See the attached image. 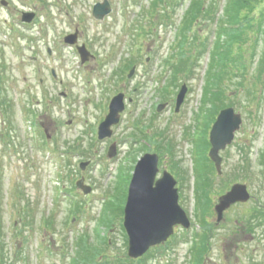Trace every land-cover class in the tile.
Returning <instances> with one entry per match:
<instances>
[{"label": "rangeland", "instance_id": "374dc122", "mask_svg": "<svg viewBox=\"0 0 264 264\" xmlns=\"http://www.w3.org/2000/svg\"><path fill=\"white\" fill-rule=\"evenodd\" d=\"M7 1L0 0V264H74L81 237L103 246L96 264H261L264 226L256 227L251 215L264 206V84L254 100L246 93L252 81L236 87L227 79L225 86H232L221 104L204 99L216 20L227 0H207L215 4L214 16L202 17L185 36L181 24L192 0H109L112 11L103 19L93 7L105 0ZM24 11L37 16L24 23ZM76 28L79 44L95 55L85 63L64 41ZM263 34H249L243 45L248 68L256 67L251 54L254 45L255 56L263 49ZM184 84L185 100L176 111ZM119 92L132 101L126 99L112 136L99 139L98 126ZM216 104L233 106L243 123L221 151L223 172L213 177L204 212L195 172L208 156ZM114 142L117 154L109 157ZM151 151L160 154L158 177L167 169L177 178L191 225L177 226L168 242L134 260L123 212L134 166ZM85 160L91 163L81 170ZM82 175L93 186L89 194L76 186ZM238 182L248 185L252 198L220 218L215 206ZM203 214L211 229L198 263Z\"/></svg>", "mask_w": 264, "mask_h": 264}, {"label": "water", "instance_id": "95a60500", "mask_svg": "<svg viewBox=\"0 0 264 264\" xmlns=\"http://www.w3.org/2000/svg\"><path fill=\"white\" fill-rule=\"evenodd\" d=\"M7 5L5 0H2ZM111 6L108 0L95 4L93 12L96 17L102 19L110 13ZM36 16L35 12H24L22 20L32 22ZM78 32L66 36V42L75 44ZM85 62L91 53L86 45L78 47ZM135 67L131 69L129 77L133 75ZM187 86L184 84L178 94L177 110L184 101ZM124 94L120 93L113 98L110 104L109 114L99 127V138L112 135L111 127L120 120V113L124 110ZM164 104L159 106L163 108ZM243 123L242 115L236 112L233 106L220 110L216 121L210 131L209 157L214 161L219 174L222 173L223 157L221 151L232 144L236 132L239 131ZM117 148L114 143L109 150V156L116 154ZM159 155L157 153H146L138 161L129 186V193L125 205L124 226L129 236V256L139 258L143 256L152 246L158 245L168 240L174 234L176 225L190 227V219L186 211L179 203V192L177 180L172 173L164 171L163 176L156 180L159 171ZM89 162L81 163V168L85 169ZM84 177L78 180L77 185L85 193L91 192L92 187L84 183ZM251 192L246 183H235L229 191L219 198L215 210L221 218L225 210L235 203H245L251 199Z\"/></svg>", "mask_w": 264, "mask_h": 264}, {"label": "trees", "instance_id": "16d2710c", "mask_svg": "<svg viewBox=\"0 0 264 264\" xmlns=\"http://www.w3.org/2000/svg\"><path fill=\"white\" fill-rule=\"evenodd\" d=\"M159 1L161 2V0H158L155 1L154 4L157 5ZM214 7V2H207V0H192L186 10L185 20L181 24L182 31L184 30L183 35L185 36L186 32L192 33L194 31V25L199 23L202 17H213L215 14ZM216 21L219 23L218 39L216 44L214 43L215 45L210 54L209 79L207 81L204 99L211 104L215 102H220L221 104L230 86L234 85L233 82L236 81V87H243L247 85L249 81H252L246 93L249 99L252 95L255 100L257 91L259 90L258 86L264 84V36L263 39H261L263 49L259 52V55L255 56L256 45H254L252 50V59L257 57L255 68L247 67L245 62L246 53L243 45H246L249 39L252 38L249 34L252 33L256 35L257 38L258 34L264 33V0H227L222 16L217 18ZM256 41L258 40L256 39ZM235 49L237 50L235 51ZM181 54L184 56V52H181ZM181 65H183V63H181L180 66ZM174 68H178V65L174 66ZM227 79L232 81V85L225 86L224 83ZM227 86L229 88H227ZM220 109V107H217V104L212 107L211 112L212 116L214 115V120ZM206 160L207 162H205ZM260 161L264 164V151L262 152ZM196 167V197L198 199L199 210L202 208L205 212L211 202L210 193L213 177L215 178L220 175H218L213 162L208 157L196 164ZM207 171H210L209 175ZM200 219L206 231L201 237L202 244L196 253L198 263L200 259L202 261L203 255L206 252L208 238L206 232L211 229L204 214ZM253 219H257L253 223L254 225H258L256 227L264 226V206L254 207L251 215V220ZM250 224L252 226L250 231L252 232L255 227L252 222ZM262 235H264V232ZM81 238L82 239L78 242L79 254L75 257L76 260H74V264H96L95 262L101 256V249L103 246L95 247L94 245H87L86 241L88 239L86 237ZM104 243V247H106L107 244L109 245L106 240ZM263 262L264 256L260 263L262 264Z\"/></svg>", "mask_w": 264, "mask_h": 264}, {"label": "flooded vegetation", "instance_id": "af4514ba", "mask_svg": "<svg viewBox=\"0 0 264 264\" xmlns=\"http://www.w3.org/2000/svg\"><path fill=\"white\" fill-rule=\"evenodd\" d=\"M80 37V36H79ZM83 43V42H82Z\"/></svg>", "mask_w": 264, "mask_h": 264}]
</instances>
